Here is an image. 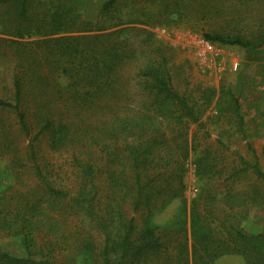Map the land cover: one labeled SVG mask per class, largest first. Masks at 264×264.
Instances as JSON below:
<instances>
[{
  "label": "trees",
  "instance_id": "obj_1",
  "mask_svg": "<svg viewBox=\"0 0 264 264\" xmlns=\"http://www.w3.org/2000/svg\"><path fill=\"white\" fill-rule=\"evenodd\" d=\"M193 1L172 0L165 12L187 24L193 13L233 15V28L197 25L212 44L264 46V19L255 30L247 24L251 6L264 0ZM119 2L108 0L102 13ZM1 8L14 11H6L0 32V59L14 64V100L0 97V155L15 182L0 191V236L19 239L26 255L0 249V264H64L57 256L71 253L91 264H216L228 255L264 264V232H251L239 217L255 184H264L258 166L246 180L250 167L197 159L210 186L193 199L189 226L154 221L173 201L187 200L188 161L197 151L192 125L214 95L181 94L165 57L149 54L140 64L136 29L126 25L143 21L92 30L61 7L41 19L32 0H0ZM245 183L249 193L234 191Z\"/></svg>",
  "mask_w": 264,
  "mask_h": 264
},
{
  "label": "rangeland",
  "instance_id": "obj_2",
  "mask_svg": "<svg viewBox=\"0 0 264 264\" xmlns=\"http://www.w3.org/2000/svg\"><path fill=\"white\" fill-rule=\"evenodd\" d=\"M107 1L32 0V7L40 19L46 11L61 7L68 12V19H75L78 23L87 22L88 28L92 30L104 25L113 26L118 19L127 23L143 21L141 24L126 25L136 29L131 34L134 36L133 42L140 47V64L149 54L155 59L165 57L172 83L181 94L190 99L214 95L211 106L200 122L192 125L191 134L196 135L197 151L188 161L185 178L187 200L173 201L154 217L155 223L161 227L176 226L183 222L188 227L193 199L202 193L205 186H210L209 179H200L197 174V159L212 161L218 168L224 165L250 167L244 177L246 180L252 177L251 167L258 166L264 172V46L246 49L211 43L214 50H205L207 40L199 30V21L210 22L212 30H218L220 26L233 28L236 26V17L233 15L193 13L188 21L190 23L187 24L186 19L178 23L175 17L170 19L165 12L172 0H120L115 11L113 9L103 14L102 9ZM208 1L213 5L217 2ZM200 3L201 0H194L192 4L198 6ZM6 11L14 12L0 9V32L3 29L1 21L10 16ZM250 12L255 18H250L247 24L255 30L256 22L260 18L264 19V2L252 5ZM236 63L238 66L235 68ZM13 75L14 64L7 59H0V97L8 101L14 100ZM57 81L61 86L67 84L63 76H57ZM14 175L8 158L0 155V191L14 184ZM208 177L211 178V175ZM217 180V176L213 178V181ZM255 185L251 191L254 201L240 210L239 217L247 222L251 232L261 233L264 232V184ZM250 186L245 183L234 191L247 194L251 190ZM212 191L219 198L227 195L222 187L217 188V191L210 187ZM0 249L18 257L26 255L17 238L0 236ZM57 261L64 264H91L86 256L73 253L57 256ZM216 264L246 262L241 256L228 255L219 258Z\"/></svg>",
  "mask_w": 264,
  "mask_h": 264
},
{
  "label": "built area",
  "instance_id": "obj_3",
  "mask_svg": "<svg viewBox=\"0 0 264 264\" xmlns=\"http://www.w3.org/2000/svg\"><path fill=\"white\" fill-rule=\"evenodd\" d=\"M204 47L206 48L205 50H214V46L211 44V42L207 41L205 42ZM238 66V63L235 64V68Z\"/></svg>",
  "mask_w": 264,
  "mask_h": 264
}]
</instances>
